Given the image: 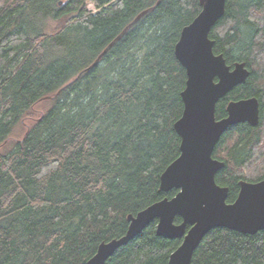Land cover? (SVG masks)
Segmentation results:
<instances>
[{"label":"trees","instance_id":"obj_1","mask_svg":"<svg viewBox=\"0 0 264 264\" xmlns=\"http://www.w3.org/2000/svg\"><path fill=\"white\" fill-rule=\"evenodd\" d=\"M158 1L0 0V264H87L102 241L126 233L129 214L177 193L159 190L180 154L187 73L175 45L201 5L162 0L131 24ZM210 37L229 64L251 71L219 101L218 118L230 100H260L259 124L230 126L214 151L232 202L241 179H264V0H227ZM43 100L49 109L3 151ZM156 227L106 264H170L182 239ZM192 264H264V230L216 227Z\"/></svg>","mask_w":264,"mask_h":264},{"label":"water","instance_id":"obj_2","mask_svg":"<svg viewBox=\"0 0 264 264\" xmlns=\"http://www.w3.org/2000/svg\"><path fill=\"white\" fill-rule=\"evenodd\" d=\"M161 1L141 12L131 24L154 10ZM199 2L200 12L183 27L175 45V55L187 73L186 86L181 92L183 113L174 124L181 138L180 154L160 177L161 192L178 191L136 214H129L126 233L102 241L87 264H106L118 249L154 221H157L160 236L182 239L170 256V264H192L196 249L216 227L244 234L264 230V179H241L238 195L232 202H228L229 186L220 185L216 180L225 166V161L214 157L222 135L238 123L258 125L261 108L256 96L233 99L227 104V115L218 118L219 101L236 86L245 83L251 71L245 61L231 65L224 53L214 51L216 41L210 33L224 16L227 0ZM177 217L182 221L176 222Z\"/></svg>","mask_w":264,"mask_h":264},{"label":"rangeland","instance_id":"obj_3","mask_svg":"<svg viewBox=\"0 0 264 264\" xmlns=\"http://www.w3.org/2000/svg\"><path fill=\"white\" fill-rule=\"evenodd\" d=\"M88 9L92 12L99 11L97 6L93 2L88 3ZM50 30L53 29L50 28ZM50 106V100H43L38 105H36V107L33 109V116L22 119L21 122L16 126L13 132V138L8 142V144L5 146L6 148L3 151L9 149L13 145V142L22 138L26 130L34 123V120L38 118L43 112L48 110Z\"/></svg>","mask_w":264,"mask_h":264}]
</instances>
